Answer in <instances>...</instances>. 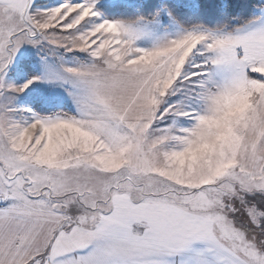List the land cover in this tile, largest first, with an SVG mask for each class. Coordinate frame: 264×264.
Here are the masks:
<instances>
[{"label":"snow or ice","instance_id":"6c2138e0","mask_svg":"<svg viewBox=\"0 0 264 264\" xmlns=\"http://www.w3.org/2000/svg\"><path fill=\"white\" fill-rule=\"evenodd\" d=\"M0 264H264V0H0Z\"/></svg>","mask_w":264,"mask_h":264}]
</instances>
